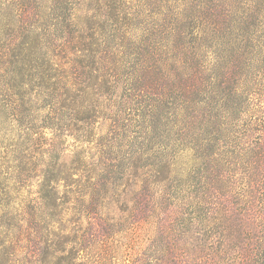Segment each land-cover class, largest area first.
I'll use <instances>...</instances> for the list:
<instances>
[{
	"label": "rangeland",
	"instance_id": "1",
	"mask_svg": "<svg viewBox=\"0 0 264 264\" xmlns=\"http://www.w3.org/2000/svg\"><path fill=\"white\" fill-rule=\"evenodd\" d=\"M66 1L0 0V264H243L264 203V48L193 21L205 41L175 49L158 26L180 3L124 0L142 12L128 28L105 0ZM104 24L109 59L75 85L92 115L63 118L64 68Z\"/></svg>",
	"mask_w": 264,
	"mask_h": 264
},
{
	"label": "trees",
	"instance_id": "2",
	"mask_svg": "<svg viewBox=\"0 0 264 264\" xmlns=\"http://www.w3.org/2000/svg\"><path fill=\"white\" fill-rule=\"evenodd\" d=\"M90 0H84V2H89ZM107 8H109L108 16H110V20L116 22L117 25L127 26L130 28L131 26H135L136 20L140 19V15L142 12L140 10H136V12H129L128 4H125L124 0H105ZM163 1V0H161ZM170 4H181V10H184V13L174 14L173 18L177 19L181 16V20H178V23L172 24L171 23V15L168 14L165 16L164 19H161L160 24L158 27L166 28L168 27V31H174L178 34L177 42L174 43V48L178 49L181 48V41L183 37L189 32V30H194L192 36L195 38L190 41L189 44L196 45L197 43L201 44L205 41L206 32L200 38L197 37L194 33L198 29L193 24L197 21H200L204 28H207L211 31L212 35L217 38H221V36H226L230 30L231 34L240 35L242 38H246L242 43L247 45V47H252L255 49L258 48L256 51H261L264 48V36L262 37H254L250 39V35L253 29H257L258 33H264V0H250L242 3L240 0H217L218 6H214L210 8L212 3L215 0H165ZM176 2V3H175ZM124 3V4H122ZM59 4L64 6V9L67 6L66 0H59ZM253 6L251 7V5ZM183 7V8H182ZM134 11V9H133ZM221 12V13H219ZM252 12V14L250 13ZM231 13H234L230 16ZM236 13L238 15L243 16L244 18L240 20L241 16L235 18ZM183 15V16H182ZM88 21H92L93 19L90 16H86ZM142 17V16H141ZM171 17V18H170ZM86 20V22H88ZM107 23L108 21L105 20ZM166 22V23H165ZM169 24H168V23ZM89 23V22H88ZM91 24H87L90 27ZM100 25V24H99ZM98 27L99 33H91V28L88 29L87 32H81L78 38L79 44V52L72 53V57L70 58V67L64 68L66 72H68L71 76V80L74 81L72 85L69 83L59 89V116L63 118H67L68 116L73 117L74 122L78 120V122L84 121L82 117L89 118L92 115L91 109L89 107H84V104H80L81 96L78 95V89L75 88V85L79 82L81 72L91 67V64L94 65L98 59L103 62V59H109L108 53L100 51V40H98V36L100 34V30L104 29L105 24ZM192 25V26H191ZM86 27V24H85ZM170 28V29H169ZM210 33V32H209ZM191 35V34H190ZM208 38V37H207ZM73 42H65L62 45L61 50L67 52L69 49L73 47ZM188 45V43H187ZM99 46V48H97ZM238 50H244L245 48L238 47ZM188 53V52H187ZM260 53V52H259ZM156 54H159L157 51ZM155 54V55H156ZM100 55V56H99ZM101 55L104 58H101ZM243 55H238L236 57V61L241 63L243 61ZM100 61V62H101ZM156 63L160 64L159 61ZM241 65V64H239ZM241 67V66H238ZM83 69V70H82ZM84 78V75L81 77ZM185 83L184 78L179 80V82ZM180 82V83H181ZM189 82V81H188ZM190 83V82H189ZM173 84V83H172ZM175 84V82H174ZM190 86V85H188ZM191 91V90H190ZM188 94V93H187ZM91 107V106H90ZM77 161L72 163L73 167H82L84 168L89 167V160L83 158V153L79 154ZM72 167L70 168V170ZM69 170V171H70ZM81 179V177H80ZM69 180L68 178L59 177V181ZM74 181L78 182V178ZM260 218L257 225H259V229L254 238V243L247 251L246 257L242 259L243 264H264V203L263 207L259 210Z\"/></svg>",
	"mask_w": 264,
	"mask_h": 264
}]
</instances>
